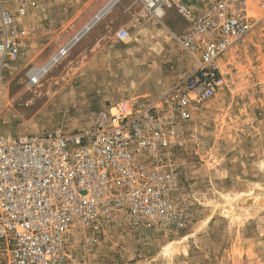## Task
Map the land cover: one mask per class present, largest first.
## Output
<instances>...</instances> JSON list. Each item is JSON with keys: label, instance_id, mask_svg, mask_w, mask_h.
<instances>
[{"label": "rangeland", "instance_id": "rangeland-1", "mask_svg": "<svg viewBox=\"0 0 264 264\" xmlns=\"http://www.w3.org/2000/svg\"><path fill=\"white\" fill-rule=\"evenodd\" d=\"M36 1L21 19L25 47L4 75L0 135L88 129L119 100L164 102L195 70L177 39L187 24L175 6L157 19L145 0H118L34 82L30 70L59 53L110 0ZM178 1L200 9L213 0ZM249 13L255 27L222 55L225 82L195 107L184 148L174 155L178 220L124 216L100 233L81 228L70 264H264V8L251 2Z\"/></svg>", "mask_w": 264, "mask_h": 264}, {"label": "built area", "instance_id": "built-area-1", "mask_svg": "<svg viewBox=\"0 0 264 264\" xmlns=\"http://www.w3.org/2000/svg\"><path fill=\"white\" fill-rule=\"evenodd\" d=\"M251 2L264 8V0H213L200 9L178 0H145L157 19L178 9L187 26L177 39L196 63L164 102L137 107L119 100L80 131L0 135V264H70L75 231L100 233L124 216L178 220L174 155L184 148L195 107L225 82L222 55L255 27ZM36 3L0 0V97L4 75L25 47L21 19Z\"/></svg>", "mask_w": 264, "mask_h": 264}, {"label": "bare ground", "instance_id": "bare-ground-1", "mask_svg": "<svg viewBox=\"0 0 264 264\" xmlns=\"http://www.w3.org/2000/svg\"><path fill=\"white\" fill-rule=\"evenodd\" d=\"M118 0H110L106 5H104L99 13L95 15L83 28V30L79 31L76 37L71 39L62 49L64 50L63 52L66 54L70 48L91 28L93 27L102 17L104 14H106L117 2ZM167 11L164 10V14ZM164 16V15H163ZM64 53H56L54 54L51 59L46 62L43 66L40 67H35L30 70V75L33 77L35 80L34 82L39 83L52 69L55 67L58 62L62 59ZM33 81V80H32ZM3 89V93H4Z\"/></svg>", "mask_w": 264, "mask_h": 264}]
</instances>
